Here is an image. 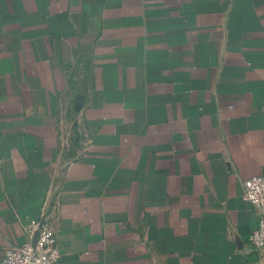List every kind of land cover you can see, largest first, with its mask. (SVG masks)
<instances>
[{
  "label": "crops",
  "instance_id": "1",
  "mask_svg": "<svg viewBox=\"0 0 264 264\" xmlns=\"http://www.w3.org/2000/svg\"><path fill=\"white\" fill-rule=\"evenodd\" d=\"M259 174L264 0H0V261L46 215L56 264H264Z\"/></svg>",
  "mask_w": 264,
  "mask_h": 264
},
{
  "label": "built area",
  "instance_id": "2",
  "mask_svg": "<svg viewBox=\"0 0 264 264\" xmlns=\"http://www.w3.org/2000/svg\"><path fill=\"white\" fill-rule=\"evenodd\" d=\"M84 112L79 109L68 117L60 130L61 143L67 144L75 134L83 138L85 147L90 138L84 122ZM242 197L248 201L258 214V224L248 236L251 249H264V174L253 175L242 181ZM26 238L19 244H8L0 264H56L61 256L56 229L46 215L31 219L25 225Z\"/></svg>",
  "mask_w": 264,
  "mask_h": 264
}]
</instances>
